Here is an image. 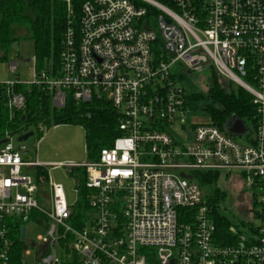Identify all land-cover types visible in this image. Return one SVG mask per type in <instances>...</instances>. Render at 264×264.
Wrapping results in <instances>:
<instances>
[{
  "label": "built area",
  "instance_id": "obj_1",
  "mask_svg": "<svg viewBox=\"0 0 264 264\" xmlns=\"http://www.w3.org/2000/svg\"><path fill=\"white\" fill-rule=\"evenodd\" d=\"M52 1L66 10L59 65L36 71L33 58L32 77L23 81L9 78L18 66L9 61L7 78L0 76L7 108H24L17 84L46 89L59 107L67 96L103 98L118 115L120 135L97 161L54 165L85 169L92 213L81 227L62 186H39L29 172L40 166L35 155L7 137L0 145V264H10L12 226L31 221L46 233L36 238L39 264H62L58 244L78 264H264V0ZM208 67L251 96L252 135L245 120L241 135L209 118L186 122L194 109L179 77ZM196 172L244 179L249 203L229 227V242L216 236Z\"/></svg>",
  "mask_w": 264,
  "mask_h": 264
},
{
  "label": "trees",
  "instance_id": "obj_2",
  "mask_svg": "<svg viewBox=\"0 0 264 264\" xmlns=\"http://www.w3.org/2000/svg\"><path fill=\"white\" fill-rule=\"evenodd\" d=\"M157 1L171 5V0ZM65 23V5L60 1L0 0V62H8L13 44L19 38H26L34 46L36 71L58 67ZM206 70L209 84L205 93L186 87L185 98L189 107L202 111L211 124L221 129L232 117L250 122L254 114L251 96L242 88L233 89L224 84L212 67ZM186 79V74L179 77V81ZM15 90L24 96L25 104L22 110L10 112L0 88V140L9 136L16 138L32 128L40 131L45 124H76L84 130L87 161L93 162L98 160L101 148L110 147L120 135L118 115L106 99L93 98L88 102H76L67 96L65 104L59 107L53 105L51 94L37 85L17 84ZM205 100L209 102L205 103ZM67 173L74 179L77 189L72 218L75 226L81 227L92 213L85 169L82 166H69ZM31 175L39 186L47 187V166L32 167ZM193 175L207 197L205 201L210 208L217 238L224 242L231 241L233 238L228 229L232 221L220 207L225 197V192L219 188L222 175L218 172H196ZM233 224L236 225L235 222ZM20 227L17 224L11 229L13 242L10 264H25ZM64 252L62 264H78L77 256L66 244Z\"/></svg>",
  "mask_w": 264,
  "mask_h": 264
},
{
  "label": "rangeland",
  "instance_id": "obj_3",
  "mask_svg": "<svg viewBox=\"0 0 264 264\" xmlns=\"http://www.w3.org/2000/svg\"><path fill=\"white\" fill-rule=\"evenodd\" d=\"M34 56L35 51L32 41L26 38H19L16 43L13 44L12 53L10 54L8 62H0V76L2 78H7V66L9 61H17L18 66L13 74H9V78L14 79L16 77L23 81L30 80L32 77ZM216 74L224 84L229 85L233 89L237 88L236 84L231 83L217 72ZM208 84L209 75L207 70L202 72L193 71L187 75V80L184 81L186 87L194 88L203 93L206 92ZM208 102V100H205V103ZM207 118L208 116L200 110H191L186 113V122L188 124L205 121ZM246 124L249 128V134L252 135L250 122H246ZM32 131L33 135L24 141L28 153L36 155L38 163L47 166L50 181L60 184L66 202L68 204H73L77 197L74 191V179L68 175L67 167L54 165L65 163L85 164L87 162L83 128L76 124H45L40 131L33 128ZM233 138L240 145H247L249 143L246 136H233ZM194 180L197 181L196 177ZM242 182H244L243 177L236 173L222 174V178L219 180V188L225 192V197L224 200L221 201L220 207L222 212L231 219V224L245 216L244 209L249 203L245 195L247 189L243 190ZM202 193L204 196L203 198L206 199V195L204 192ZM25 226L26 237L25 240L22 241L24 245L22 254L25 264H39L36 238L39 235H46L45 230L32 221L26 223ZM26 250L29 251V254H25ZM47 252L52 253V250L48 248ZM54 252L57 258L61 256L62 260L64 259L65 252L60 244L54 247Z\"/></svg>",
  "mask_w": 264,
  "mask_h": 264
},
{
  "label": "water",
  "instance_id": "obj_4",
  "mask_svg": "<svg viewBox=\"0 0 264 264\" xmlns=\"http://www.w3.org/2000/svg\"><path fill=\"white\" fill-rule=\"evenodd\" d=\"M21 118L23 119L24 115H22ZM224 130L231 135H241L245 132V124H244L242 119H240L238 117H232L231 120L228 121L224 125ZM32 135H33V131L29 130L23 134L18 135L15 138V141L16 142H24L25 140H27ZM8 140H9L8 138L0 140V145L7 142ZM180 176H182L186 179H191L190 175H186L184 173H180ZM24 237H25V226H22L20 228V239L24 240Z\"/></svg>",
  "mask_w": 264,
  "mask_h": 264
},
{
  "label": "crops",
  "instance_id": "obj_5",
  "mask_svg": "<svg viewBox=\"0 0 264 264\" xmlns=\"http://www.w3.org/2000/svg\"><path fill=\"white\" fill-rule=\"evenodd\" d=\"M35 157H36V155H35ZM39 165H43V166H46V165H44V164H40L39 163ZM65 167H68V166H65ZM30 173H31V170L29 171ZM50 179H49V174H48V181H49Z\"/></svg>",
  "mask_w": 264,
  "mask_h": 264
}]
</instances>
